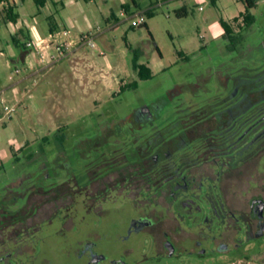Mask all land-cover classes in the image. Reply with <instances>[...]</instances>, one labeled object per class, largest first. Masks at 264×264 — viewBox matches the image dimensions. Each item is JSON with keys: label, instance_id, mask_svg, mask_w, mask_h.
I'll return each mask as SVG.
<instances>
[{"label": "rangeland", "instance_id": "obj_1", "mask_svg": "<svg viewBox=\"0 0 264 264\" xmlns=\"http://www.w3.org/2000/svg\"><path fill=\"white\" fill-rule=\"evenodd\" d=\"M137 1L142 8L149 3ZM257 1L251 10L255 22L235 50L228 48L222 36H213L191 2L189 14L180 18L171 9L157 6L154 16L145 14L147 26L139 27H133L129 18L114 27L115 19L107 21L111 10L123 19L120 0H79L64 7L57 3L53 20L60 14L70 19L68 30L76 41H87L80 50L84 52L81 57L87 58L76 61L79 54L73 51L56 58L38 76L33 97L28 93L21 102L14 99L17 106L12 119L0 118V217L34 212L25 195L31 185L85 182L96 166L104 164L100 167L104 169L113 159L123 161L145 141H165L178 152L189 149L192 142L187 129L203 124L202 111L207 106L231 113L235 107L228 106L263 105L264 0ZM25 5L20 8L21 18L35 14L43 26L49 25L38 14L35 1L26 0ZM221 5L229 14H238L236 0H221ZM2 11L6 7L0 15ZM11 26L13 21L0 24L1 36L10 42ZM135 51L139 63L152 69L151 78L141 80L133 69ZM133 81L138 83L136 88L121 90V84ZM259 137L254 146L260 153L264 152V135ZM254 159L247 162L251 164L243 168V174L226 175L223 186L229 202L239 187L246 186L247 173L254 172ZM256 161L261 175L264 155ZM85 193L77 191L79 200L65 211L63 233L52 235L60 224L58 219L44 229L46 241L39 251L40 256L45 252L51 258L50 264H114L118 258L127 264H264V239L256 245L251 238L244 239L240 249L215 258H154L153 249L162 251L156 231L151 232L153 236L147 232L129 235L131 219L142 210L134 207L133 200L113 193L114 200H97L87 210L81 201ZM51 205L40 206L35 215H48ZM87 241L92 244L86 250ZM91 252L103 258L89 263ZM143 256L150 261L145 262Z\"/></svg>", "mask_w": 264, "mask_h": 264}, {"label": "flooded vegetation", "instance_id": "obj_2", "mask_svg": "<svg viewBox=\"0 0 264 264\" xmlns=\"http://www.w3.org/2000/svg\"><path fill=\"white\" fill-rule=\"evenodd\" d=\"M228 107L235 109L231 113L214 106L203 109V124L187 129L192 142L187 150L178 152L165 141H145L123 161L113 159L104 169L100 168L104 164L96 166L85 182L64 180L57 187L31 185L25 195L34 212L0 217V264H50L51 258L45 252L40 256L39 251L46 241L44 229L58 219L60 224L52 235L63 233L65 211L79 200L76 192L82 190L86 193L80 200L87 210L97 200H114L113 193L123 194L133 200L135 208L144 210L131 219L128 231L129 235L158 233L162 251L153 249L154 258L209 259L240 249L247 238L259 244L264 239V173L258 174L256 160L264 152L259 153L254 144L264 135V126L259 128L264 123V104ZM251 159L255 163L254 172L247 173L250 180L229 202L223 186L226 175L243 174ZM69 199L72 202L68 205ZM47 203H52L50 213L36 216ZM85 244L87 250L92 242ZM77 256L83 254L78 252ZM102 258L91 252L87 262ZM114 264L127 263L118 258Z\"/></svg>", "mask_w": 264, "mask_h": 264}, {"label": "crops", "instance_id": "obj_3", "mask_svg": "<svg viewBox=\"0 0 264 264\" xmlns=\"http://www.w3.org/2000/svg\"><path fill=\"white\" fill-rule=\"evenodd\" d=\"M8 1L9 0H3L0 3V10L6 7ZM13 1V11L17 14V17L15 21H13V26H11L10 29L7 27L12 42L1 36L0 29V101H4L5 104L17 106L15 101L20 100L19 102H21V99L23 100L26 94L29 93L28 97H33V90H35L38 83V76L41 75L56 58L62 59L67 57V55L73 51L75 54H79L77 55L76 61H86L87 57L82 58L81 54L84 52L80 50L87 41H76V37L71 33L70 29L68 30V28H70L68 25L69 18L64 19V16L60 14L58 20L55 18L56 21L53 20L52 10L58 12V10H56L57 8L54 7L57 3H59L61 7H64L71 6L79 0H46L43 4H37L38 14L49 24L47 27L45 25L43 26V23H41L42 21L38 19L35 14L28 15L29 17L27 18L20 17V8L26 6V0ZM84 1L90 3L94 0ZM236 1L238 14H229V9L221 5V0H149L148 5L144 8L140 7V3H138L137 0H131V4L129 0H120V7L121 10L124 9L126 11L125 6H129V11H126L127 13H145L146 10L151 9L153 10L154 16L157 6H165L169 8L168 12L171 9L176 16V12L188 15L190 12L188 4L191 2L201 13L202 18L206 21L213 36L218 37L222 36L224 32L218 20L219 16H222L226 21H231L234 17L239 16L240 13L245 11L244 1ZM239 1H243V3L241 2V4H239ZM257 4L258 1L256 0V5ZM200 6H202V9H200ZM192 12L195 13L194 10ZM111 18L115 19L112 27L118 25L121 21L127 20L126 17H123L121 20L118 17V11L116 12L114 10H111L109 17H107V21L109 20L110 22ZM3 21L4 25L7 26L12 20L8 19L6 12L2 11L0 15V24H2ZM202 37L204 36L202 35ZM28 42H32V45L28 46ZM62 45L65 46L63 47ZM59 46H62L63 56H60L61 54L58 50ZM86 55L85 53V56ZM3 72L5 78L4 82Z\"/></svg>", "mask_w": 264, "mask_h": 264}, {"label": "trees", "instance_id": "obj_4", "mask_svg": "<svg viewBox=\"0 0 264 264\" xmlns=\"http://www.w3.org/2000/svg\"><path fill=\"white\" fill-rule=\"evenodd\" d=\"M2 1L3 0H0V3ZM45 1L46 0H35L37 4H43ZM244 3H245V11L243 13H240L239 16L234 17L231 21H226L222 16H219L218 18L219 23L221 24L224 30L222 37L228 41V48L230 50L238 49V46L245 38L246 33L250 30V28L255 22V16L251 10L256 6V0H244ZM13 6L14 4L8 1L6 6V10H7L6 15L8 19L15 21L17 14L14 13ZM125 9L128 12L129 6H125ZM145 14L147 15V17H152L153 10L148 9L145 11ZM186 15L187 14L181 12H176V17L179 18L184 17ZM144 25L147 26V23H145ZM148 31H149V35L152 37L150 30ZM156 49L158 53L161 54L159 48L157 47ZM134 53L135 55L133 60V69L138 74L139 79L146 80L151 78L153 76L152 69L145 63H139L137 51H135ZM137 86H138L137 81H133L131 83H123L121 84L120 87L122 90L125 87L136 88Z\"/></svg>", "mask_w": 264, "mask_h": 264}, {"label": "built area", "instance_id": "obj_5", "mask_svg": "<svg viewBox=\"0 0 264 264\" xmlns=\"http://www.w3.org/2000/svg\"><path fill=\"white\" fill-rule=\"evenodd\" d=\"M9 1L14 4V1L13 0H9ZM200 9H202V6H200ZM119 14L121 16H124V17L127 16L126 17L127 19L128 18L131 19V25L133 27H139V26H141V25H143V24L146 23V16H145V13L144 12L127 13L124 9H122L119 12ZM240 21H241V19H240ZM84 38H87V36H84L81 40H83ZM92 38L93 37L89 36V41L91 42V45L93 46L94 45V42L92 41ZM27 45L28 46L32 45V42H28ZM62 46H59L58 47V50H59L60 54H63V52H62L63 51ZM15 110H16V107L14 105L5 104L4 101H0V118L10 117L11 114Z\"/></svg>", "mask_w": 264, "mask_h": 264}]
</instances>
